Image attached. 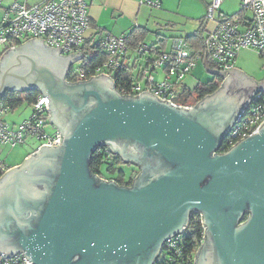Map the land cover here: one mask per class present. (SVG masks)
Segmentation results:
<instances>
[{"label": "water", "instance_id": "1", "mask_svg": "<svg viewBox=\"0 0 264 264\" xmlns=\"http://www.w3.org/2000/svg\"><path fill=\"white\" fill-rule=\"evenodd\" d=\"M34 37L0 58V101L37 90L58 145H43L0 177V254L32 264H154L200 213L195 264H264V122L227 151L224 140L264 81L212 70L221 87L192 107L150 91L125 95L106 74L71 82L83 52ZM139 166L131 186L90 168L99 147Z\"/></svg>", "mask_w": 264, "mask_h": 264}, {"label": "built area", "instance_id": "2", "mask_svg": "<svg viewBox=\"0 0 264 264\" xmlns=\"http://www.w3.org/2000/svg\"><path fill=\"white\" fill-rule=\"evenodd\" d=\"M3 3L4 0H0V5ZM147 3L159 5L158 2L151 0ZM221 5L222 0H213L208 6L206 18L208 23L212 21L215 26L208 28L201 51L193 49L184 36L174 37L172 48L170 50L158 48L161 49L158 55L149 61L136 77L131 76V85L129 89L125 87L123 93L138 96L144 91H150L160 100H168L176 107H192L195 104L185 102L186 98L182 96L180 86L198 63L205 60V53L206 63L211 62L215 69L220 71L236 67L239 53L243 49H253L264 57V0H242L241 10L236 15L226 14L221 10ZM88 7V0H44L33 5H29L25 0H14L3 10L0 23L1 54L34 37L44 39V43L49 47H62L60 52L63 55L78 52L84 54L86 32L91 24ZM99 45L106 55V61L94 69L85 70L82 67L83 60H80L77 62L79 63L77 68L76 64L73 66L71 73L74 81L71 82L87 80L103 73L114 79L118 71L127 67L126 54L129 43L125 37L106 33L99 40ZM153 50L157 48L143 42L136 46L139 57ZM159 68L166 72V77L161 81H157L152 73ZM48 102V97L40 93L32 104L34 108L32 116L11 127L4 118L6 113L11 111V107L0 101V147H16L25 143L30 135L41 141L39 147L58 145L60 131L46 130V124L49 122V118H45L49 116ZM263 122L264 91L261 90L255 94L243 116L232 128L228 135L229 145L232 147L245 136L259 132ZM200 217L202 220L201 214ZM187 227L183 233L166 241L154 264H195L194 257L204 240V235L201 244L192 255V262L185 257L179 260ZM32 263L22 252L11 258L0 254V264Z\"/></svg>", "mask_w": 264, "mask_h": 264}, {"label": "crops", "instance_id": "3", "mask_svg": "<svg viewBox=\"0 0 264 264\" xmlns=\"http://www.w3.org/2000/svg\"><path fill=\"white\" fill-rule=\"evenodd\" d=\"M5 1L6 0H4L3 5H0V23L3 17L4 7L14 0H10L9 3H5ZM25 1L29 5H33L44 0ZM147 1L148 0H88V13L91 24L86 32V43L99 42L106 33H111L115 36H121L127 39L131 33L139 30L146 33L145 37L141 39V42L146 43V39L148 38L151 42L149 45H153L157 48V50L149 51L139 57L138 54H135L136 45L129 44V49L126 54V65L130 76L133 77H136L142 69L147 66L148 62L158 55V52L161 50L158 48H165L167 50L172 48V43L168 44V38L172 39L176 36L191 34L176 33L191 31L192 29H194L192 32L194 33L198 30L200 27V19L206 17L207 9L211 2V0H151L158 2L159 5H150ZM231 1L233 0H222L223 5H221V7L224 11H227L226 14H228L229 8L231 7ZM239 1L240 0H238L237 3ZM211 26L212 23L209 22L206 29L208 30ZM207 30L205 31L207 32ZM1 55L0 52V56ZM132 56L136 58L135 64L130 62ZM139 58L142 60L144 59L145 62H140L141 68L136 71V62ZM238 61L239 56L237 62ZM204 66L206 67L205 63ZM156 70L152 71L155 79L157 81L163 80L166 77L165 70L162 69L163 71L158 73L163 79H158V76H156L154 72ZM194 71L195 69L187 77L191 78ZM186 78L183 85L191 89L202 82L200 81L196 83L194 87H191L187 83ZM19 107L12 109L11 113L4 117L11 127H15L32 115L29 113L27 114V112L19 109ZM5 148L4 146L0 147V171L4 173L10 168L20 165L30 154L36 151L39 146L38 148H33L24 145L16 152L6 151Z\"/></svg>", "mask_w": 264, "mask_h": 264}, {"label": "trees", "instance_id": "4", "mask_svg": "<svg viewBox=\"0 0 264 264\" xmlns=\"http://www.w3.org/2000/svg\"><path fill=\"white\" fill-rule=\"evenodd\" d=\"M207 25L208 19L206 17L202 18L200 19V27L198 28V30H196L194 33L184 36L196 51H201L203 49V42L206 33L205 30H207ZM145 35L146 33L144 31H134L129 37H127V41L129 44L137 46L141 42V39L145 37ZM83 55L82 67L85 70L94 69L97 66L102 65L106 61V55L102 52L99 42H91L90 44L89 42L86 43L84 46ZM208 65L212 70H216L215 66L211 62H208ZM73 77V74L70 73L68 75V80L74 81ZM223 80L224 79L221 75L215 74L208 81L200 82L192 89L182 85L180 86V90L182 91V96L186 98V103L197 104L201 99L218 90L221 87ZM114 81L117 89H119L122 93L125 87L129 89V85H131V76L128 72V68L125 67L118 71L115 75ZM39 94L40 92L37 90L24 92L8 91L1 102L9 104L12 110L17 108L24 102L32 105L37 100ZM228 141L229 136L222 143L220 148L221 152L227 151L231 147ZM104 165L106 166V171L116 173V177L113 179V181L117 182L119 185L131 186L134 179L137 177L136 175H131L130 179L126 181L125 171L123 167H121V165L127 164H125L119 156L112 153L108 149V147L101 146L95 151L90 159L91 171L93 174L97 175L100 180H103V177L100 174ZM3 173V171H0V177L3 175ZM203 235L204 227L200 214L194 212L184 235V241L180 248L182 255L179 260L184 259L183 257H185L189 260L190 263L192 262V255L201 244ZM162 257H164V255H162Z\"/></svg>", "mask_w": 264, "mask_h": 264}, {"label": "rangeland", "instance_id": "5", "mask_svg": "<svg viewBox=\"0 0 264 264\" xmlns=\"http://www.w3.org/2000/svg\"><path fill=\"white\" fill-rule=\"evenodd\" d=\"M212 1L213 0H211V2ZM237 1L238 0L231 1V7L229 8V12H228L229 15H236L241 10L242 0H240L238 3H237ZM6 2L9 3L10 0H6L5 3ZM221 9H222V7H221ZM224 12L227 13V11H224ZM211 23H212L211 28H213L215 26V23L212 22V21H211ZM193 30L194 29H192L191 31H185V32H180V33H176V34L192 33ZM172 39L168 38V41H169L168 44L172 43ZM146 43L151 44V42H150V40L148 38L146 39ZM135 54H137L136 51H135ZM0 58H1V56H0ZM135 61H136L135 56H132V58L130 59V62L133 64ZM140 62L142 63V62H145V61H144V59L142 60V59L139 58V60L136 62V64H137L136 69H135L136 71H138L141 68ZM198 64L199 65L195 68V71L193 72L191 78H188V77L186 78L187 83L191 87H194L196 85V83H198L200 81L206 82L209 79H211L212 76H213L207 70V68L204 66V61L203 60H201ZM78 66H79V63H76L75 67L77 68ZM236 67L241 69L242 71H244L248 76L253 77L256 81H262V80L264 81V57L261 56L257 51H255L253 49H243L239 53V61L236 63ZM160 71H163L162 68H159L158 70L154 71L155 75L158 76V79H163V77H160L158 75V73ZM19 106H18L19 109L24 110L25 112H27V114L28 113L29 114L33 113V109H34L33 106L28 104L27 102H24V103H22ZM10 113H11V111L6 113V115L10 114ZM55 129H56V127L54 125H52L51 123H47L46 124V130L48 132H53ZM23 144L26 145V146H31L33 148H38V146L41 144V141L38 140V138L36 136L30 135V136H28L26 138L25 143H23ZM23 144H19L18 147L16 146V148L15 147L12 148V147H9V146H4V147H6L5 148L6 151L16 152L17 150L20 149V147L24 146ZM121 167H123V169L125 171L126 181H128L130 179L131 175H136L137 176L139 174V168H137L134 165H132V166L131 165H121ZM100 175L103 177L104 180H108V181H110L111 179L113 180L116 177V173H113V172H110V171H106V166L105 165L103 166L102 172H101Z\"/></svg>", "mask_w": 264, "mask_h": 264}, {"label": "flooded vegetation", "instance_id": "6", "mask_svg": "<svg viewBox=\"0 0 264 264\" xmlns=\"http://www.w3.org/2000/svg\"><path fill=\"white\" fill-rule=\"evenodd\" d=\"M132 165H134V166H136L137 168H139V166H137V165H135V164H131V166H132ZM139 172H140V168H139Z\"/></svg>", "mask_w": 264, "mask_h": 264}]
</instances>
